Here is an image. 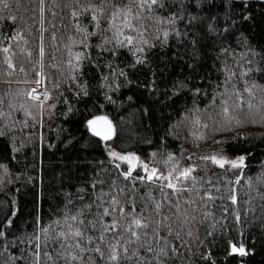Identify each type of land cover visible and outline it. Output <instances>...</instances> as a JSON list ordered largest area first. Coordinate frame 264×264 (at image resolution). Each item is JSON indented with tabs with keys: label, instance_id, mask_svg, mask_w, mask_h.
Here are the masks:
<instances>
[{
	"label": "trees",
	"instance_id": "16d2710c",
	"mask_svg": "<svg viewBox=\"0 0 264 264\" xmlns=\"http://www.w3.org/2000/svg\"><path fill=\"white\" fill-rule=\"evenodd\" d=\"M5 2L10 7L4 9L0 4V47L10 46L15 70L7 69L0 53V112L4 113L0 116V133H3L0 134V181H3L0 183V222L10 211L16 215L12 217V227L6 233L7 251L5 240L0 239V252L3 253L0 264H5L9 255L23 257L16 264H31L28 237L35 230L37 215L48 224L62 214L69 197L75 205H70L73 211L81 203L78 199L80 195H85V202L93 198L90 183L97 173L105 180L116 177V170L108 163L104 142L92 137L85 126L86 120L96 114L107 115L113 121L116 135L108 144L118 152H134L144 160H150L152 153L158 154L157 159H162L167 153L177 157L183 153L185 157L192 156L191 161L182 160L183 165H198L194 175L199 195L195 191L180 194L182 205L191 196L196 200L191 207L198 209L197 220L192 226L193 237L185 236V239L189 240L193 251H197V245L203 241L199 251L208 253L212 259L204 261L197 254L190 260L185 259L184 264H212L213 260L216 264H264V209L261 207L264 205L261 199L264 183L256 179L264 174V127L246 122L245 127L236 130L246 134V139L230 140L220 145L213 144V138L219 140L234 133L223 132L213 137L209 130V138L199 142L189 135L190 132L204 131L202 128L196 129L191 123L190 109H200L197 113L200 119L212 123L208 120L214 111L212 96L214 91L225 90L223 80L228 69L236 72L232 82L243 89L239 72L249 65L241 60V54L251 48L258 54L257 60L264 56V0H247L246 5L242 0H231V6L229 0H215L216 7L212 12L218 16L219 26L228 27L234 35L228 39L223 38L227 35L223 31L219 36L211 35L204 21H196L189 27L185 19L177 23L182 34L180 37L170 36L163 47L157 43L156 47L148 50L146 62L134 68L129 66L134 58L127 49H122L118 58L103 53L101 59L99 49L95 47L101 40L100 36L90 39L89 49L80 45V35L75 32L71 17L74 7L72 0H45L44 71L49 79L47 89L51 93L47 103L54 107L45 109L43 127L39 122L33 126L32 120L20 107L21 104L27 107L32 103L25 93L37 86L26 81L35 80V71L39 70V0ZM225 13L230 14L235 23L229 21L225 24ZM200 15L207 13L201 12ZM12 16L16 17L15 22L11 20ZM81 22L87 26V18L81 17ZM185 31L189 33L187 36L183 35ZM17 32L21 34L20 40L5 39ZM69 36L76 44H72ZM69 47L73 53L84 51L91 57L83 62L81 72L76 74L79 84L86 87L87 95L80 91L76 83H70L60 75V71H69L66 67ZM224 49L228 50L227 53ZM109 61L117 69L115 81L105 67ZM190 63L193 64L192 68L188 66ZM53 64L60 71L52 68ZM97 64L99 67L94 66ZM259 67L264 69V62ZM120 68L126 72L127 80L119 76ZM102 76H108V80H102ZM58 79L62 81L59 92L53 87ZM178 80L184 81L188 88L181 90L179 95H173V86ZM251 81L264 85V71L250 73ZM117 84L119 89L109 92L108 87L116 89ZM217 84H220L219 88ZM41 86L45 90V81L42 80ZM197 89L199 95H194ZM106 94L112 96L114 103L106 100ZM215 103L219 104V97ZM30 111L37 114L36 109ZM215 111L218 112V108ZM213 118L219 119V116ZM40 119L37 114V121ZM221 148L232 158L245 156L239 184L235 183L236 174L233 171L225 172L211 165L207 172L203 170V162L198 157ZM140 174L143 175L142 171ZM249 179L252 180L251 187L246 182ZM217 187L219 192L216 191ZM80 188L85 192H78ZM233 188L238 197L235 206L227 198ZM137 189L138 208L143 206L142 198L147 195L157 201L162 198L161 191L154 186L138 183ZM207 191H211L213 200L200 199ZM171 199L174 202L176 196L172 195ZM163 211L171 215L167 203ZM205 212L209 213L207 217L204 216ZM235 213L241 217L239 224L235 220ZM209 232L213 235L209 236ZM196 236L199 240H196ZM230 244L243 246L247 255H228ZM54 247L58 248V245L49 243V250ZM181 251L185 250L182 248ZM185 256H188L187 252ZM176 264L181 262L177 261Z\"/></svg>",
	"mask_w": 264,
	"mask_h": 264
},
{
	"label": "snow or ice",
	"instance_id": "6c2138e0",
	"mask_svg": "<svg viewBox=\"0 0 264 264\" xmlns=\"http://www.w3.org/2000/svg\"><path fill=\"white\" fill-rule=\"evenodd\" d=\"M242 2L247 4V0H242ZM72 3L74 7L71 17L75 32L80 35V45L84 49H89L91 47L90 39L100 36L101 40L95 47L99 49L101 59L103 53H109L114 59L118 58L121 50L127 49L134 58L129 65L133 68L146 62L145 56L148 50L156 47L157 43L163 47L167 45L170 36L180 37L182 34L177 28V23L185 19L188 20L189 27L196 21H204L211 35L219 36L221 31L227 33L223 37L224 39L234 35L228 27L221 28L219 26L218 16L212 12V9L216 7L215 0H99V2L84 0L83 3L81 0H72ZM0 4L4 9L10 7L5 0H0ZM229 6H231V0H229ZM165 12L167 15H164ZM201 12H205L207 15L201 16ZM44 13L45 0H39L41 21L39 60L37 61L39 70L35 71V80L26 82L39 86L43 80L45 81V90L40 93L36 88L31 89L25 95L32 103L27 107L25 104L20 105L21 109L25 110V115L32 120L33 126L39 122L41 127H43L45 109L54 107L47 103L51 99V93L47 89L49 79L44 71ZM53 14L55 15V13ZM81 17L87 18V26L81 22ZM224 19L225 24L229 21L235 23L233 17L228 13H225ZM11 20L15 22L16 17L12 16ZM188 34L187 31L183 33L184 36ZM52 38L55 40V35ZM5 39L18 41L21 39V34L17 32ZM68 39L72 44H76L71 36ZM195 43L193 40L194 46ZM10 50V46L0 47V53L3 54L7 69L14 71L15 66ZM227 51L224 49L225 53ZM28 55L31 56V53ZM68 55L66 67L69 71L67 73L60 71L56 64L51 67L60 71V75L70 83H76L80 91L87 95L86 87L79 84L76 74L81 72L83 62L90 60L91 57L84 51L73 53L71 47L68 48ZM257 55L251 48L247 53L241 54V60L249 65L247 68H241L239 72V77L244 83L242 90L232 82L237 75L236 72L227 70L228 74L223 80L225 90L223 92L214 91L212 96L214 111L208 116V120L212 121L211 124L203 122L197 115L200 109L189 110L192 113L191 123L196 129L204 130L203 132L189 133L195 141H206L210 135L209 130L213 137L215 134L233 132L234 135L231 137L224 136L219 140L213 138L212 141L216 145L227 144L230 140L247 138L246 134L236 131L245 127L246 122L264 127V85L257 84L255 81L249 82L250 73L264 71L259 67L264 62V56L257 60ZM52 59L56 58L52 57ZM193 59L195 60V56ZM237 63L239 64L240 61ZM94 66L99 67V64ZM188 66L192 68L193 64L190 63ZM105 67L109 69V74L115 81L117 69L113 68L111 61ZM21 71L24 69L21 68ZM118 71L119 76L127 80L124 69L120 68ZM102 80L107 81L108 76H102ZM61 83L62 81L58 79L53 84L58 92ZM219 87L220 84H217V88ZM187 88L188 85L184 81L178 80L173 86L172 93L179 95L181 90ZM118 89V84L116 89L108 87L109 92ZM193 94L199 95V89L194 90ZM218 97L219 104L216 105ZM105 98L108 102L114 103L111 95L106 94ZM9 106L11 107V105ZM216 108H218V112L215 111ZM30 109L37 110V114L41 118L39 121H37V114H33ZM68 111L71 112V108ZM3 115L4 113L0 112V116ZM214 116H219V119H214ZM85 126L92 137L104 142L108 163L116 170L117 175L114 179L105 180L100 178L97 173L90 183L93 198L85 202V195H80L78 199L81 203L75 211L70 207V205H75L69 197L62 214L48 224H45L42 217L37 215L35 230L28 237L31 264H176L177 261L184 264L185 259L190 260L197 254L204 261L211 260L208 253L199 251L203 241L197 245V251H193L189 240L185 239V236L193 237L192 226L197 220L196 212L198 211L197 208L191 207L196 204V200L191 196L184 200V205H188V208L181 204L180 198V194L185 192L195 191L199 195V189L196 188L197 178L194 175L198 165L194 163L183 165L181 163L182 160L191 161L192 156L185 157L181 153V156L177 157L173 153H167L162 159H157L158 154L152 153L150 160H144L134 152L122 154L108 144L116 135V129L113 121L107 115L96 114L86 120ZM198 159L203 162L205 172L210 170L209 165L218 167L225 172L233 171L236 174L235 183H240L243 176L242 170L245 167V156L237 155L232 158L225 149L221 148L219 151L200 155ZM101 163L103 164V162ZM122 165H126V167H122ZM141 171L143 175L140 174ZM256 179L257 182L264 183V174ZM246 182L251 187L252 180L249 179ZM138 183L158 188L162 194L161 200L157 201L151 195H147L142 198L143 206L138 208L136 199ZM209 183L211 182L209 181ZM166 189L170 192H166ZM216 191L219 192L220 189L217 187ZM78 192L84 193L85 189L80 188ZM172 195L176 196L174 202L171 199ZM227 198L233 206L237 205L236 189H231ZM200 199L213 200L214 197L211 191H207ZM261 199L264 200V193L261 194ZM165 203H167L171 215L164 213ZM261 207L264 209V205ZM15 215V212L10 211L4 221L0 222V229H3L0 230V239L5 240V251L8 246L6 233L12 227V217ZM208 215L209 213H204L205 217ZM240 219V215L235 213L237 224ZM208 235L211 236L213 233L209 232ZM196 240H199L198 236H196ZM49 243L54 246L58 245V248L54 247L49 250ZM229 247L228 255H247L243 246L236 247L234 244H230ZM182 248L185 251H181ZM185 252L188 254L187 257ZM0 256H3L2 252H0ZM19 259H23V257L9 255L5 264H9V262L16 264ZM212 264H216V262L213 260Z\"/></svg>",
	"mask_w": 264,
	"mask_h": 264
},
{
	"label": "rangeland",
	"instance_id": "374dc122",
	"mask_svg": "<svg viewBox=\"0 0 264 264\" xmlns=\"http://www.w3.org/2000/svg\"><path fill=\"white\" fill-rule=\"evenodd\" d=\"M33 88H36V89L38 90V92H40V93H43V92H44V90H43L41 84H40L39 86H35V87H33ZM33 88H32V89H33Z\"/></svg>",
	"mask_w": 264,
	"mask_h": 264
},
{
	"label": "water",
	"instance_id": "95a60500",
	"mask_svg": "<svg viewBox=\"0 0 264 264\" xmlns=\"http://www.w3.org/2000/svg\"><path fill=\"white\" fill-rule=\"evenodd\" d=\"M115 137V136H114ZM98 139V138H97ZM114 139V138H113ZM110 142V141H109Z\"/></svg>",
	"mask_w": 264,
	"mask_h": 264
}]
</instances>
